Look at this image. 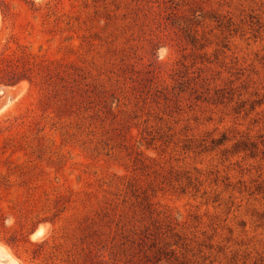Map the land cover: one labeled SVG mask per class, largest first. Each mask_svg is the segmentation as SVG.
<instances>
[{"label":"rangeland","instance_id":"1","mask_svg":"<svg viewBox=\"0 0 264 264\" xmlns=\"http://www.w3.org/2000/svg\"><path fill=\"white\" fill-rule=\"evenodd\" d=\"M0 242L264 264V0H0Z\"/></svg>","mask_w":264,"mask_h":264},{"label":"clouds","instance_id":"2","mask_svg":"<svg viewBox=\"0 0 264 264\" xmlns=\"http://www.w3.org/2000/svg\"><path fill=\"white\" fill-rule=\"evenodd\" d=\"M171 54V50L167 46H161L156 50V60L158 63L166 62ZM15 224V218L12 216L6 217L4 220L5 227L11 228ZM51 223H44L37 227L36 231L31 234L29 239L33 243H43L44 239L51 235ZM0 264H22V261L16 258L11 250L0 242Z\"/></svg>","mask_w":264,"mask_h":264}]
</instances>
